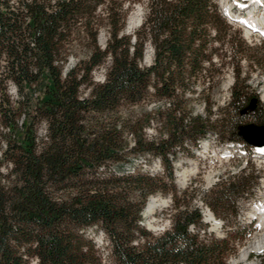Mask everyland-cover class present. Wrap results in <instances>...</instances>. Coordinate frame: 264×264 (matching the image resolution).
<instances>
[{
    "label": "trees",
    "instance_id": "1",
    "mask_svg": "<svg viewBox=\"0 0 264 264\" xmlns=\"http://www.w3.org/2000/svg\"><path fill=\"white\" fill-rule=\"evenodd\" d=\"M134 1L0 0V264H226L234 243L254 230L235 220L236 235L200 236L199 209L188 188L173 182L176 148L197 147L208 127L227 131L229 140L241 138L239 118L264 127V102L239 81V68L224 117L209 124V110L203 118L188 108L195 87L216 86L225 43L242 41L227 31L216 0H146L140 24L125 33ZM82 42L87 54L63 73ZM147 45L151 61L144 65ZM246 52H235L237 64L259 62ZM101 66L103 79L96 81L92 71ZM151 100L154 115L144 108ZM152 115L165 133L149 139ZM150 154L160 161L159 173L123 169L131 157ZM253 178L243 172L206 200L236 214ZM156 192L168 193L174 210L170 227L157 233L141 224ZM92 226L104 235V254L86 234Z\"/></svg>",
    "mask_w": 264,
    "mask_h": 264
},
{
    "label": "rangeland",
    "instance_id": "2",
    "mask_svg": "<svg viewBox=\"0 0 264 264\" xmlns=\"http://www.w3.org/2000/svg\"><path fill=\"white\" fill-rule=\"evenodd\" d=\"M218 0H216L217 3ZM240 0H226V4L235 13L238 10ZM248 1V0H241ZM252 0H250V4ZM220 5H222L219 0ZM254 3V2H253ZM126 3L124 4V6ZM218 5V4H217ZM146 0L134 1L129 5L128 13L125 20L124 32L130 33L141 22L143 12L145 10ZM223 6V5H222ZM126 7V6H125ZM222 8V7H221ZM249 8V7H248ZM225 10V7L223 6ZM221 11H223L221 9ZM239 12V11H238ZM241 12V11H240ZM236 14V13H235ZM228 18V17H227ZM226 20L227 31L232 34L233 39L239 38L242 41V45L234 46L230 43H225L223 50L225 57L223 61L226 65L223 68V72L219 75L216 86L208 89L207 84H200L194 88V91L188 93L189 99L188 108L191 116L206 117L207 111L209 110V116L207 117L208 123H214L217 119L224 117L223 109L227 108L231 97V88L235 80V68H239V81L242 79L244 83H247V91L249 93H257V98L260 102H264V37L256 32L251 34V37L246 35L245 28L240 21L234 22L231 20V24ZM242 26H241V25ZM244 33L242 32V28ZM262 37H260V36ZM107 31L103 27L98 32V43L102 46L105 42ZM247 49L246 55L249 58L257 57L259 62L255 60H249L242 58L237 64V59L234 57L236 51L242 48ZM73 54L68 56V59L64 65L63 73L70 68L77 58H82L87 54V48L82 43H76L72 50ZM151 61V48L147 45L144 50V56L141 61L142 64L148 65ZM220 61L218 57L213 58V62ZM104 68L101 66L92 71L94 80L101 81L103 79ZM204 87V88H203ZM8 93L15 97V88L12 84L8 85ZM38 94V91H34V95ZM252 96V95H251ZM205 97H209V103L204 104ZM252 96L253 100L256 98ZM252 100V102H253ZM253 107V106H252ZM144 108L154 115V111L158 108L156 101L151 100L144 104ZM134 110L139 111L140 107H135ZM231 110V109H227ZM227 112V111H226ZM225 112V113H226ZM151 118L150 124L145 128V134L149 139L155 138L159 134H163L164 128L159 122L153 117ZM226 113L225 117H227ZM241 124H253L248 117L239 118ZM39 131L43 132V126L39 127ZM205 137L199 140L197 147H194L190 142L184 145V149L181 147L176 148V157L172 158L174 184L180 191L188 188L191 199L190 204L198 207L203 215V211L209 209L212 212L215 220L207 221L206 215L202 216L203 225L199 227L200 236L203 233L217 239H221L230 232V235H236L235 231L237 226L235 220L238 221V227L254 230L250 235L245 236L241 240L234 243L235 251L227 254L225 263L226 264H246L244 262L233 263V259L237 258L240 254L241 249L246 246L257 234L261 233V227L257 219L254 223L252 221L245 220L246 212L255 204L264 201V158H259V147H247L241 148L240 152H237V147H228L229 139H227V131L221 132L214 127H208L205 133ZM130 145H133V138L131 135L128 136ZM206 144V145H205ZM2 146V144H0ZM242 147V146H241ZM257 150V151H256ZM248 152H250L248 155ZM256 156V157H255ZM133 167L142 170H147L151 174H157L161 171L159 165V159L153 155L136 156L131 157V160L124 166V170L132 171ZM1 170H5L4 166H1ZM250 172L254 176L251 181V187L249 190H245L236 200V214L230 211H220L212 208L206 200L209 199L211 191L219 187V184L225 183L228 180H233L242 173ZM154 196L156 197V206L151 210L148 215L143 214L141 224L147 229L150 227L152 232H160L171 225L169 217L170 213H173L172 199L168 193L156 192L146 200V205L149 199ZM146 205L144 208H146ZM145 210V209H143ZM205 217V218H204ZM205 229V230H204ZM243 229L237 235H242ZM86 234L93 238L99 246V251L104 254L108 248L102 231L92 226L86 229ZM205 237V236H204ZM254 264H264V250L255 255L252 254ZM251 258V259H252Z\"/></svg>",
    "mask_w": 264,
    "mask_h": 264
},
{
    "label": "bare ground",
    "instance_id": "3",
    "mask_svg": "<svg viewBox=\"0 0 264 264\" xmlns=\"http://www.w3.org/2000/svg\"><path fill=\"white\" fill-rule=\"evenodd\" d=\"M220 1L222 5L225 7L224 10L223 6L221 5L222 10L226 15V17H228L231 20H234V22L240 21L239 23H242L243 27L245 28L246 35L249 36L256 32L257 34L259 33L264 36V11H261L262 9H257L255 2L257 0H252L251 4H250V0L242 1V2H240L241 1L240 0L238 3L239 4L238 10L235 11L236 14L233 12L234 10H232L229 7V5L226 4V0H220ZM262 1L264 2V0ZM241 5H243L244 7L240 8ZM262 8L264 9V4ZM242 10H247L246 11L247 15L243 14ZM256 10H258L257 13H255ZM251 136L254 139H260L261 137V135L257 132V130H253ZM259 149L260 151L258 157L264 158V145L259 146ZM156 201H157L156 197L152 196L149 199L143 214L148 215L151 212V210L154 208V206H156ZM211 218H212V214L210 213L206 214L207 221H211ZM246 219L247 220L257 219L262 232L257 234L246 246H244L241 249L239 256L233 259L234 260L233 263L244 262L246 264H254V262L252 261L253 260L252 254L254 253L255 255H257V253L264 250V201H261L255 204L254 206H252L245 214V220Z\"/></svg>",
    "mask_w": 264,
    "mask_h": 264
},
{
    "label": "water",
    "instance_id": "4",
    "mask_svg": "<svg viewBox=\"0 0 264 264\" xmlns=\"http://www.w3.org/2000/svg\"><path fill=\"white\" fill-rule=\"evenodd\" d=\"M251 104L249 105V108L252 107ZM253 130H257V132L261 135L260 139L252 138L251 133H253ZM238 134L248 144L255 145V146L264 145V127L261 125L250 124V123L241 125L239 127Z\"/></svg>",
    "mask_w": 264,
    "mask_h": 264
}]
</instances>
